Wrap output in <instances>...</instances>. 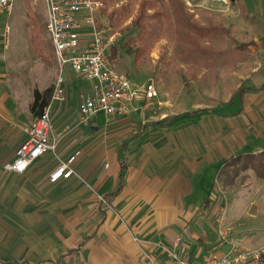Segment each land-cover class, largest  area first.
<instances>
[{
  "label": "crops",
  "instance_id": "0c3cea01",
  "mask_svg": "<svg viewBox=\"0 0 264 264\" xmlns=\"http://www.w3.org/2000/svg\"><path fill=\"white\" fill-rule=\"evenodd\" d=\"M184 2L197 9L215 11L216 25L230 30L238 44L247 43L249 50L256 49L255 58L249 59L246 66L247 86L237 87L229 100L238 96L247 104L235 112L199 108L215 113L187 115L193 111L176 114L162 105L144 104L141 98L131 105L127 116L110 119L100 114L86 124H78V107L92 92L93 84L66 66L65 101L51 105V135L59 140L58 152L43 155L23 174L5 172L2 166L0 176L4 174V182L0 183V191L16 194L24 188L37 204H46L45 190L53 191L57 199L56 222L64 215L65 207V213H71L68 219L80 224L82 205L89 214L88 224L86 229L78 230L77 226L76 231H63L61 237L46 241L40 258H11L4 253L0 264H174L169 254L204 264L212 256L228 253L229 244L216 245L224 237L217 232V222L209 215L206 199L226 166L225 148L246 154L264 151V0ZM4 18L0 11V159H4L3 152L10 145L18 144L17 150L26 139L23 129L31 117L34 90L16 77V54L8 44L9 19ZM197 26L207 30L203 24ZM90 32L83 30L81 50L90 45ZM116 47L109 52L110 64L116 59H111ZM116 61L111 66L116 73L123 74L120 56ZM241 88L244 91L238 93ZM21 95L26 98L22 107L18 106ZM244 115L249 116L247 126L252 127L245 132L246 142L237 138L233 143L215 145L217 150L213 154L208 153L206 125L197 129L191 120L213 116L236 122ZM66 126H70L69 132L64 131ZM74 154V172L77 162L83 164L89 190L74 182L73 177L56 184L48 181L59 161ZM246 154L233 155L232 159ZM81 195L87 199L75 198ZM97 197H101L99 202ZM46 235L43 238H48L49 234Z\"/></svg>",
  "mask_w": 264,
  "mask_h": 264
},
{
  "label": "rangeland",
  "instance_id": "374dc122",
  "mask_svg": "<svg viewBox=\"0 0 264 264\" xmlns=\"http://www.w3.org/2000/svg\"><path fill=\"white\" fill-rule=\"evenodd\" d=\"M146 1L148 0H105L103 9L97 16L99 27H105L110 34L120 36L116 59L117 56L122 59L123 74H117L126 76L137 88L144 87L149 80L154 81L158 97L152 101L142 98L143 103L162 105L171 108L176 114L189 113L199 108H212L218 113L242 109L247 104L245 99L236 96L229 100L237 87L247 86L246 66L249 59L255 58L256 49L250 47L249 50L247 43L238 44L230 30L216 25L215 11L194 8L184 0V16L179 27L174 23L173 11L166 7V16L158 19L160 23L156 24L157 20L147 21L148 26L155 29L152 41L138 40V30L133 27V22L140 6ZM188 1L193 3L195 0ZM157 8H160L159 4ZM30 12L38 18L45 42L51 44L45 31L44 4L27 0H14L11 15L4 13L5 18L9 19L8 44L11 52L16 54L17 79L24 80L31 89L44 90L53 86L58 74L57 66L52 53L46 63L35 55L30 40ZM147 13L151 15L152 11ZM199 24L207 27L204 37L197 32ZM235 25L239 27V23L236 22ZM135 52L140 53L142 58L138 64L134 62ZM116 59L111 60V65L117 64ZM25 104L26 98L21 95L18 106ZM247 117L244 115V119L236 122H227L213 116L202 117L200 121L195 118L191 120L197 129L199 125L202 129L206 125L209 136L208 153L213 154L217 150L215 145L219 147L221 143H233L237 138L246 142L245 132L252 129L247 126ZM33 120L32 116L27 120L24 134ZM17 145H10L3 152L5 157L0 159V170L14 156ZM224 152L228 153L223 161L226 166L217 176L218 181L211 187L206 199L209 215L213 222H217V232H222L221 236L224 237L216 245L229 244L228 252L258 251L262 254L264 264V181L259 180L249 167L244 170L237 163L231 165L234 162L233 155L246 154V151L231 152L225 148ZM79 163L74 167V182L89 190L91 186L87 182V176L82 173L83 164ZM3 177L4 174H1L0 183L4 182ZM23 189L16 194L0 191V256L7 253L6 256L11 258H40L46 241L61 237L63 231H76L77 226L78 230L86 229L89 214L84 206L79 207L80 224H73L68 219L71 213H65V207L64 215L56 222L57 199L54 192L45 190L46 204H37L35 197L31 193L29 197V193H25ZM75 198L87 199L83 195ZM100 198L97 197L98 202ZM43 234H49L48 238H43Z\"/></svg>",
  "mask_w": 264,
  "mask_h": 264
},
{
  "label": "built area",
  "instance_id": "2783aa9c",
  "mask_svg": "<svg viewBox=\"0 0 264 264\" xmlns=\"http://www.w3.org/2000/svg\"><path fill=\"white\" fill-rule=\"evenodd\" d=\"M42 2L45 6V30L52 46L58 74L53 84L50 103L41 115L33 120L25 130L26 139L17 148L13 160L3 165V171L23 174L39 158L47 153L56 154L59 140L51 135V105L65 101V82L63 70L67 66L82 80L93 84L78 107V124L102 114L106 118H119L130 113L131 105L143 98L155 100L158 92L155 83L149 80L144 87L137 88L127 79L115 72L109 62V52L117 46L119 35L110 34L105 27L98 28L97 16L103 9L105 0H30ZM14 0H0V11L10 16ZM90 29L91 42L81 50V34ZM69 132L70 126L64 131ZM77 154L60 161L48 176L51 184L69 180L74 175ZM228 252L221 257L212 256L204 264H262V254L258 251ZM174 264H196L187 258L169 254Z\"/></svg>",
  "mask_w": 264,
  "mask_h": 264
},
{
  "label": "trees",
  "instance_id": "16d2710c",
  "mask_svg": "<svg viewBox=\"0 0 264 264\" xmlns=\"http://www.w3.org/2000/svg\"><path fill=\"white\" fill-rule=\"evenodd\" d=\"M160 5V8H157V5ZM166 7L173 11V15L175 16L174 23L177 27L180 26L181 18L184 16V6L181 0H167V4H165V0H148L140 6L138 16L136 17L135 21L133 22V27L138 30L137 39L141 41L150 40L152 41L155 29L150 28L147 24L148 20H157L155 21L156 24L160 23L158 19L162 16H166ZM152 11V14L149 15L147 12ZM28 22L31 28V45L35 55H37L42 62L46 63L51 58L52 48L48 42H45L43 38L42 27L38 18L35 16L34 13L30 12L28 15ZM199 31V32H198ZM197 32L204 37L205 30L197 28ZM134 54V62L139 63L141 61V55L138 52ZM116 56V49L112 51L111 59ZM244 90L238 89V93H242ZM53 92V87L49 86L43 91H39L37 89L33 90L32 97L33 101L30 105V114L31 116L36 119L39 117L46 108V106L50 103L51 96ZM204 112H211L215 113L213 110L207 109H198L189 113L187 115H198ZM177 117H173L172 119H176ZM161 126V124H158ZM163 128L165 126H161ZM237 163L238 166L243 168H250L256 175L259 180L264 181V151L257 153V154H246L238 156L234 162H231V165H235ZM17 263V262H12Z\"/></svg>",
  "mask_w": 264,
  "mask_h": 264
}]
</instances>
